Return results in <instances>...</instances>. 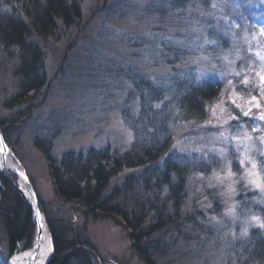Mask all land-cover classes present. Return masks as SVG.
Listing matches in <instances>:
<instances>
[{
  "label": "rangeland",
  "instance_id": "obj_1",
  "mask_svg": "<svg viewBox=\"0 0 264 264\" xmlns=\"http://www.w3.org/2000/svg\"><path fill=\"white\" fill-rule=\"evenodd\" d=\"M263 9L264 0H80L76 23L59 24L52 37L36 41L44 53V84L20 123L14 120L25 106L11 100L18 92L15 59L0 47V122L12 153L11 168L23 169L41 211L54 225L83 235L90 244L85 253L96 264L144 261L119 220L87 218L82 206L55 194L44 152L58 162L72 149L124 151L133 136L122 118L137 111L138 84L171 92L181 81L191 85L207 79L223 83L218 101L203 121L174 123L171 148L218 157L209 149L225 148L226 159L219 157L218 171L192 182L193 191L182 204L184 221L153 234L147 254L153 264H241L246 259L248 232L263 229L253 217L263 220L241 215L237 196L242 190L264 202V120L259 119L264 104L235 88L257 85L264 75V63L258 61L255 69L251 58L259 59L257 52L264 55V44L250 29L264 28ZM205 40L216 43L205 45ZM204 72L207 79H200ZM241 115L246 123H240ZM225 130L237 139L217 140ZM249 161L256 163L255 170ZM229 168L234 175H228ZM249 171L257 176L250 177ZM2 175L11 185L19 182L9 170ZM27 251L22 243L10 249L0 215V264Z\"/></svg>",
  "mask_w": 264,
  "mask_h": 264
},
{
  "label": "trees",
  "instance_id": "obj_2",
  "mask_svg": "<svg viewBox=\"0 0 264 264\" xmlns=\"http://www.w3.org/2000/svg\"><path fill=\"white\" fill-rule=\"evenodd\" d=\"M79 13L80 0H0V47L9 54L13 52L18 83V92L11 100L25 106L14 123L28 117L29 108L35 104L34 95L44 84V53L36 41L52 37L59 24L76 23ZM250 29L264 44L260 29ZM251 58L255 69L258 61L264 63L260 58ZM216 80L191 85L181 81L171 92L159 90L150 83L138 84L137 111L122 118L133 136L124 151L109 146L72 149L58 162L44 152L55 194L65 201L78 203L87 218L119 220L129 229V237L144 264H153L147 254L153 241L151 236L168 227L178 228L184 221L182 204L193 191L192 182L197 176H207L220 168L222 160L214 153H180L171 148L173 124L203 121L209 107L218 101L223 83ZM254 84L248 87L241 84L235 89L253 94L264 104L261 91L264 86ZM241 119L240 123L247 122L246 118ZM4 129L0 122L3 134ZM124 171L130 174L112 184ZM0 180V215L9 247L13 250L22 243L24 249H30L35 236L32 215L1 173ZM244 193L241 190L237 196L238 212L246 218L260 216L264 222V202ZM45 219L54 249L48 264H96L85 253V247L90 244L80 232L54 225L47 216ZM248 233L246 259L241 264H264V228Z\"/></svg>",
  "mask_w": 264,
  "mask_h": 264
},
{
  "label": "water",
  "instance_id": "obj_3",
  "mask_svg": "<svg viewBox=\"0 0 264 264\" xmlns=\"http://www.w3.org/2000/svg\"><path fill=\"white\" fill-rule=\"evenodd\" d=\"M0 137H2L3 142H4V146H5V151L3 153H0V172L2 174L5 173V170H9L11 171L13 174H15L17 176V178L19 179V182L17 184L12 183V186L14 187V189L17 191L19 197L23 200V202L26 204V206L28 207L34 224H35V236H34V241L32 243V247L31 249H29V254L30 257L27 259L26 264H33L37 258L38 253L35 252V249L37 247V239H38V231L40 229V224L43 223L44 224V228H43V235L45 232H49V227L48 224L46 222L45 219V214L41 211V208L39 206V203L37 202L38 199L36 197H32L31 193H35L31 183L29 182V179L26 175V173L23 171V169H21V167L19 166V168L17 169H13L11 167H8L7 165V155H10V157L12 156V153L10 151V149L8 148L7 144L5 143L4 137L2 132L0 131ZM27 177V181H25L24 177ZM24 187V190H22V187ZM39 212L40 218H37L36 212ZM49 237H50V255L48 256L47 259H45V261L42 264H48L47 262L50 261V259L53 256L54 253V249H53V241H52V235L51 232H49Z\"/></svg>",
  "mask_w": 264,
  "mask_h": 264
},
{
  "label": "snow or ice",
  "instance_id": "obj_4",
  "mask_svg": "<svg viewBox=\"0 0 264 264\" xmlns=\"http://www.w3.org/2000/svg\"><path fill=\"white\" fill-rule=\"evenodd\" d=\"M260 31H261V34H264V28H261ZM215 43H216V41H214V40H205L204 41V44L205 45H207V44H215ZM256 55L259 56V58H260L261 61H264V55H261L259 52H257ZM225 58H227V57H225ZM237 75H239V73H237ZM258 75H260V74L258 73ZM200 79H207V73L204 72L201 75ZM221 80H222V77H221ZM244 82L247 83V80L245 79ZM229 83H231V81H229ZM260 83L262 85H264V75H260ZM261 91L264 92V88H262ZM254 99H255V97H253V100ZM156 107L159 108L160 107V104H157ZM243 115L244 116H248V112H244ZM231 118L232 119H235V117H231ZM259 119L264 120V115H262L261 117H259ZM224 123H227V120H225ZM255 130L256 129L253 128V131H255ZM227 131H229V130H225V131H222L219 134H217L216 135V139L219 140V141H221V142H224V143H227L229 141V139H237L236 137H229L228 135H226V132ZM248 139H251V137H248ZM260 140H261V142H264V136H261L260 137ZM238 150L239 149H237V151ZM4 151H5L4 142H3L2 137H0V153H3ZM209 151H215V152L218 153V155H219V157L221 159H226V151L227 150L225 148H219V149H215L214 148V149H209ZM249 162L251 163V169L252 170H255L256 167H257L256 163L255 162H252V161H249ZM240 164L243 165L244 164V160H241L240 161ZM228 175L229 176L234 175V173L231 171L230 168L228 169ZM248 175L250 177H255V176H257V173L255 171H249L248 172ZM24 179H25V181H27V177L26 176L24 177ZM251 182L253 184H255L257 187H261V183H259L256 179L251 180ZM31 196L32 197H35V193H31ZM231 212H232V210L229 209L228 212L225 213V215H228ZM36 215H37V218L38 219H41L38 211L36 212ZM215 219H216L215 217H212V220H215ZM253 219L257 221L259 227L264 228V222H260L259 217H253ZM43 228H44V224L41 223L40 224V229L38 231L37 247L35 249V252L36 253H39L41 251L42 242L45 239L44 236H43Z\"/></svg>",
  "mask_w": 264,
  "mask_h": 264
},
{
  "label": "bare ground",
  "instance_id": "obj_5",
  "mask_svg": "<svg viewBox=\"0 0 264 264\" xmlns=\"http://www.w3.org/2000/svg\"><path fill=\"white\" fill-rule=\"evenodd\" d=\"M10 161H11V157H10V155H7V161L6 162H7L8 167L12 166ZM21 187H22V185H21ZM22 190H24V187H22ZM43 236L45 239L42 242L41 251L38 253L37 258L33 264H42L45 261V259H47L48 256L50 255V253H49L50 252L49 232H45ZM29 257H30L29 252L21 253L18 255L15 254V256L12 257L10 264H26V261Z\"/></svg>",
  "mask_w": 264,
  "mask_h": 264
}]
</instances>
